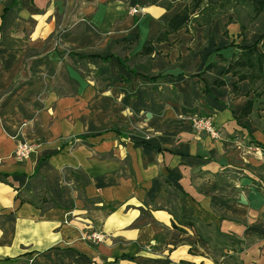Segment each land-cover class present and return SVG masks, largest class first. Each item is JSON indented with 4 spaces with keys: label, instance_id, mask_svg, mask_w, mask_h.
Segmentation results:
<instances>
[{
    "label": "crops",
    "instance_id": "1",
    "mask_svg": "<svg viewBox=\"0 0 264 264\" xmlns=\"http://www.w3.org/2000/svg\"><path fill=\"white\" fill-rule=\"evenodd\" d=\"M162 1L0 0V264L237 259L215 232L264 264V96L226 73L258 32L230 11L156 41L192 0Z\"/></svg>",
    "mask_w": 264,
    "mask_h": 264
},
{
    "label": "trees",
    "instance_id": "2",
    "mask_svg": "<svg viewBox=\"0 0 264 264\" xmlns=\"http://www.w3.org/2000/svg\"><path fill=\"white\" fill-rule=\"evenodd\" d=\"M177 0H163L161 3L171 8ZM234 11L243 25L244 30L251 29L258 32L257 39L252 44L238 46V52L229 62L226 73L231 72L237 76V81L248 80L251 90L256 97L261 96L258 87L255 86L258 80L264 82V0H192L184 9L173 17L156 37V41L165 40L169 34L192 23L208 25L221 15ZM233 18L229 19L231 23ZM259 23L253 27L251 22ZM251 24V25H250ZM262 45V48H260ZM236 88V84H234ZM255 99L248 101L240 116H249L254 108ZM258 143V142H256ZM262 146L261 144H258ZM237 239L236 243L242 240Z\"/></svg>",
    "mask_w": 264,
    "mask_h": 264
},
{
    "label": "rangeland",
    "instance_id": "3",
    "mask_svg": "<svg viewBox=\"0 0 264 264\" xmlns=\"http://www.w3.org/2000/svg\"><path fill=\"white\" fill-rule=\"evenodd\" d=\"M132 10H133V8H131V12H132ZM251 24H252L253 27H257L259 25V23H257L256 21L251 22ZM253 42L254 41L252 40V41H250L247 44L249 45V44H252ZM260 48H262V45H261ZM56 83H57V85L59 84V85L63 86V88H65L67 91H71V89H72V86L67 81V76L65 75V71L64 70L62 71V74H61L60 78L57 79ZM255 86L258 87V92L261 93V96H264V82L262 80H258L256 82ZM262 102H264V101H262ZM263 112H264V110H263ZM255 114H260V113H255ZM206 117H209V116H206ZM209 118H211V117H209ZM263 118H264V113H263ZM202 131H204V130H202ZM220 136H221V133H220L219 137ZM219 137H216V138H219ZM237 139L238 140H236L235 145L238 148V150H240V151L243 152V155L244 154H246V155H252V154H257L258 155V154H260L259 153L260 150L254 149L253 146L249 148V146L247 145V142H246V140H245V138L243 136H241V135L240 136H237ZM213 235L216 236V244L217 245H220V248H222V246H224L223 243L226 244L225 245L226 248H227L228 244H230V247L231 248H233V246L235 244V252H233L232 254L237 259H233V256L230 257V256L226 255L223 258V260H222L225 264H243L242 261L240 260L239 256L241 254V250L242 249L245 250L249 246V242L246 239L244 241H241L240 243H236L237 242V239H235L234 237H231V238L228 237V236H225L224 237L223 234L220 235L217 232H215Z\"/></svg>",
    "mask_w": 264,
    "mask_h": 264
},
{
    "label": "built area",
    "instance_id": "4",
    "mask_svg": "<svg viewBox=\"0 0 264 264\" xmlns=\"http://www.w3.org/2000/svg\"><path fill=\"white\" fill-rule=\"evenodd\" d=\"M140 12V9L135 6L133 7L132 13L138 14ZM192 123L194 127L199 131H206L209 133L212 137H219L220 132L217 129L216 125L213 123L211 118L206 116H200V115H193L192 117ZM33 150V145L28 141L27 136L22 133V138L18 140L16 149L14 150V157L17 161L23 162L25 161L31 154ZM91 237L97 241L102 240L104 238V235L101 233L93 232L91 234Z\"/></svg>",
    "mask_w": 264,
    "mask_h": 264
}]
</instances>
